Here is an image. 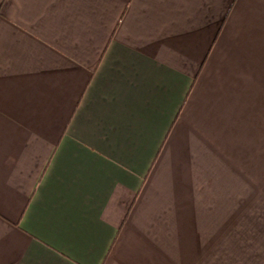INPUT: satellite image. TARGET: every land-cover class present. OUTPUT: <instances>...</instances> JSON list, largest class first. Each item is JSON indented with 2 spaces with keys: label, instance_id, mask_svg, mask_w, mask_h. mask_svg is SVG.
I'll list each match as a JSON object with an SVG mask.
<instances>
[{
  "label": "crops",
  "instance_id": "1",
  "mask_svg": "<svg viewBox=\"0 0 264 264\" xmlns=\"http://www.w3.org/2000/svg\"><path fill=\"white\" fill-rule=\"evenodd\" d=\"M0 264H264V0H0Z\"/></svg>",
  "mask_w": 264,
  "mask_h": 264
}]
</instances>
